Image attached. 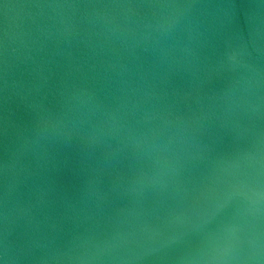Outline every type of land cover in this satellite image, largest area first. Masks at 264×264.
Wrapping results in <instances>:
<instances>
[{
	"label": "water",
	"instance_id": "1",
	"mask_svg": "<svg viewBox=\"0 0 264 264\" xmlns=\"http://www.w3.org/2000/svg\"><path fill=\"white\" fill-rule=\"evenodd\" d=\"M0 264H264V0H0Z\"/></svg>",
	"mask_w": 264,
	"mask_h": 264
}]
</instances>
